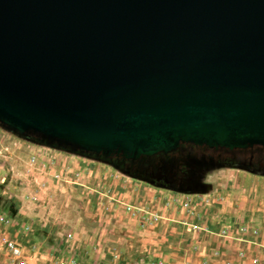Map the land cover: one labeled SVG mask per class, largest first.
<instances>
[{
	"label": "water",
	"instance_id": "1",
	"mask_svg": "<svg viewBox=\"0 0 264 264\" xmlns=\"http://www.w3.org/2000/svg\"><path fill=\"white\" fill-rule=\"evenodd\" d=\"M0 126L125 160L264 148V0H0Z\"/></svg>",
	"mask_w": 264,
	"mask_h": 264
},
{
	"label": "rangeland",
	"instance_id": "2",
	"mask_svg": "<svg viewBox=\"0 0 264 264\" xmlns=\"http://www.w3.org/2000/svg\"><path fill=\"white\" fill-rule=\"evenodd\" d=\"M226 168L194 169L189 190L160 188L102 157L50 147L0 126V264H172L174 253L203 254L198 243L175 244V225L208 233L195 205H208L207 191L214 179L229 175ZM182 212L187 218L177 219ZM199 257L198 264H208ZM249 264L263 263L253 256Z\"/></svg>",
	"mask_w": 264,
	"mask_h": 264
},
{
	"label": "crops",
	"instance_id": "3",
	"mask_svg": "<svg viewBox=\"0 0 264 264\" xmlns=\"http://www.w3.org/2000/svg\"><path fill=\"white\" fill-rule=\"evenodd\" d=\"M226 169L230 173L225 175L224 180L217 178L212 181L214 184L207 191V195L212 196L208 205H195H199L195 211L206 222L208 233L194 234L188 227L175 225V244L188 247L198 243L205 252L199 255L190 253L183 257L174 253L169 258L172 264H198L201 261L199 256H204L208 264H225L227 261L249 264L253 256L264 264V173L231 167ZM234 169L237 170L232 173ZM179 199L185 200L183 197ZM193 199L196 200L190 198ZM184 214L179 213L177 219L187 218ZM221 231L228 235L219 237L215 234ZM242 250L247 251L246 258L238 256ZM212 251H219L221 255L214 257Z\"/></svg>",
	"mask_w": 264,
	"mask_h": 264
},
{
	"label": "flooded vegetation",
	"instance_id": "4",
	"mask_svg": "<svg viewBox=\"0 0 264 264\" xmlns=\"http://www.w3.org/2000/svg\"><path fill=\"white\" fill-rule=\"evenodd\" d=\"M255 147L244 150L211 149L182 144L168 154L125 160L120 156L102 157L117 169L160 188L191 189V172L212 166L243 168L264 173V151Z\"/></svg>",
	"mask_w": 264,
	"mask_h": 264
},
{
	"label": "built area",
	"instance_id": "5",
	"mask_svg": "<svg viewBox=\"0 0 264 264\" xmlns=\"http://www.w3.org/2000/svg\"><path fill=\"white\" fill-rule=\"evenodd\" d=\"M68 237H70V236L68 235ZM12 250H13V252H14L16 255H19V251H18L17 249H15V248L12 247ZM254 262H255V261H254Z\"/></svg>",
	"mask_w": 264,
	"mask_h": 264
},
{
	"label": "trees",
	"instance_id": "6",
	"mask_svg": "<svg viewBox=\"0 0 264 264\" xmlns=\"http://www.w3.org/2000/svg\"><path fill=\"white\" fill-rule=\"evenodd\" d=\"M255 150H258V151H264V148L263 147H255L254 148ZM254 172H256V171H254ZM259 173V172H258Z\"/></svg>",
	"mask_w": 264,
	"mask_h": 264
}]
</instances>
